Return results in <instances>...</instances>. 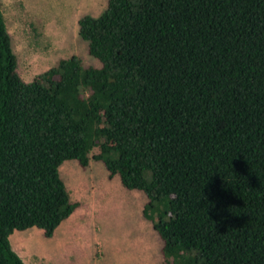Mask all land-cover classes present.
Segmentation results:
<instances>
[{
  "label": "trees",
  "instance_id": "trees-1",
  "mask_svg": "<svg viewBox=\"0 0 264 264\" xmlns=\"http://www.w3.org/2000/svg\"><path fill=\"white\" fill-rule=\"evenodd\" d=\"M28 80L0 6V264L77 206L64 159L141 191L152 264H264V0H105Z\"/></svg>",
  "mask_w": 264,
  "mask_h": 264
},
{
  "label": "rangeland",
  "instance_id": "rangeland-1",
  "mask_svg": "<svg viewBox=\"0 0 264 264\" xmlns=\"http://www.w3.org/2000/svg\"><path fill=\"white\" fill-rule=\"evenodd\" d=\"M105 0H0L20 76L28 80L70 53L97 63L76 34V18L96 14ZM75 209L44 236L27 227L9 234L11 247L26 264H152L160 240L142 216L139 190L108 177L101 162L80 166L64 159L58 167Z\"/></svg>",
  "mask_w": 264,
  "mask_h": 264
}]
</instances>
